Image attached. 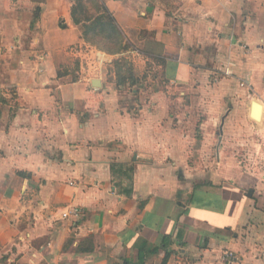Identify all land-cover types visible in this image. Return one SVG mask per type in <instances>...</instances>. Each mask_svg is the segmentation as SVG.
Masks as SVG:
<instances>
[{
    "label": "crops",
    "instance_id": "crops-1",
    "mask_svg": "<svg viewBox=\"0 0 264 264\" xmlns=\"http://www.w3.org/2000/svg\"><path fill=\"white\" fill-rule=\"evenodd\" d=\"M103 2L119 54L71 0H0V264H264L262 164L220 168L264 134V0Z\"/></svg>",
    "mask_w": 264,
    "mask_h": 264
},
{
    "label": "trees",
    "instance_id": "trees-1",
    "mask_svg": "<svg viewBox=\"0 0 264 264\" xmlns=\"http://www.w3.org/2000/svg\"><path fill=\"white\" fill-rule=\"evenodd\" d=\"M73 22L81 29L83 39L107 54H119L129 47L124 34L103 0H71ZM116 85L138 89L141 81L137 78L131 62L120 57L112 61ZM0 101L5 100L0 96Z\"/></svg>",
    "mask_w": 264,
    "mask_h": 264
},
{
    "label": "rangeland",
    "instance_id": "rangeland-1",
    "mask_svg": "<svg viewBox=\"0 0 264 264\" xmlns=\"http://www.w3.org/2000/svg\"><path fill=\"white\" fill-rule=\"evenodd\" d=\"M255 118V116H254ZM256 120H260L259 119V115H257V118H255ZM196 138L198 140L201 139V135L200 134H196ZM218 136L219 134H213L210 136V140H211V151L209 152V156H211L213 159L215 158L216 155V144L218 143ZM245 139H250L251 135H244ZM257 138H258V142H257ZM257 138L255 137L256 140V144H259V148L254 145H250V144H243L242 146H240L238 143L235 144L238 149H235V145L234 148L233 146L230 151H227L228 154L231 152L229 156H233L234 159H232V161H229V163H227V165L225 167H220L221 169L225 168L226 171H228V173L232 174L234 172L235 169L239 170V169H243V171L249 173L248 171H250V173H252V167H255V164H262V166L260 167V173H264V134L258 135ZM227 140L230 144H234L236 143V141L238 142V136L234 135V134H229L227 136ZM240 147H244V150H240ZM260 156H258L257 154ZM252 155V159H250ZM242 161V163H241ZM251 163L250 166H246L245 168L242 167L245 164ZM216 169H218V166H215ZM248 169V170H247ZM258 169L256 170V168L254 169V172L257 173Z\"/></svg>",
    "mask_w": 264,
    "mask_h": 264
},
{
    "label": "built area",
    "instance_id": "built-area-1",
    "mask_svg": "<svg viewBox=\"0 0 264 264\" xmlns=\"http://www.w3.org/2000/svg\"><path fill=\"white\" fill-rule=\"evenodd\" d=\"M70 50L76 54V56L80 59L83 55H84V59H83V63H85L86 61V55L87 54L86 52L83 54V47L79 46V45H76V46H73L70 48ZM88 59H90V68H91V71H96L97 70V65L95 64L96 62H100V59L97 55L94 54V56L92 58H90V56H88ZM87 63V62H86ZM82 216V212L81 210L78 208V207H71V208H68L67 210H65L63 213H62V217H73L74 219H79L81 218ZM228 257H231V254L230 253H227L226 254Z\"/></svg>",
    "mask_w": 264,
    "mask_h": 264
},
{
    "label": "water",
    "instance_id": "water-1",
    "mask_svg": "<svg viewBox=\"0 0 264 264\" xmlns=\"http://www.w3.org/2000/svg\"><path fill=\"white\" fill-rule=\"evenodd\" d=\"M98 82V80H96V79H94L93 80V82L92 83H97ZM254 104H256V102H252V108H251V115H252V117L254 118V116H253V106H254ZM255 119V118H254ZM220 129H221V127H220ZM221 138H222V135L220 134L219 135V137H218V140H219V142H218V146H219V144H220V141H221ZM247 194V196H250L251 194H252V189H249L248 190V193H246Z\"/></svg>",
    "mask_w": 264,
    "mask_h": 264
},
{
    "label": "bare ground",
    "instance_id": "bare-ground-1",
    "mask_svg": "<svg viewBox=\"0 0 264 264\" xmlns=\"http://www.w3.org/2000/svg\"><path fill=\"white\" fill-rule=\"evenodd\" d=\"M257 108H258V107H257ZM253 111H255V113H254V114H255V118H257L256 115H259V112H260V111L258 112V110H257L256 108H255Z\"/></svg>",
    "mask_w": 264,
    "mask_h": 264
}]
</instances>
